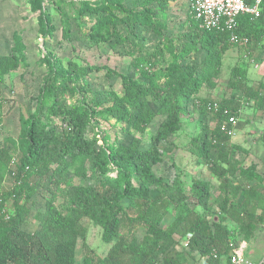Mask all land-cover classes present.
Segmentation results:
<instances>
[{"label": "trees", "instance_id": "1", "mask_svg": "<svg viewBox=\"0 0 264 264\" xmlns=\"http://www.w3.org/2000/svg\"><path fill=\"white\" fill-rule=\"evenodd\" d=\"M52 2L32 1L42 40L51 39L59 28L61 40L71 44L76 26L92 46L123 48L131 71H106V76L119 78L121 93L92 91L89 76L100 69L73 61L64 64L53 51L45 54L46 73L23 128L14 188L0 195V211L8 199L13 205L7 212L10 218H0V264H75L78 240L83 242V264H228L232 251L241 243L250 244L257 229L264 228V194L256 166L242 167L224 148L222 140L232 137L220 126L228 116L236 118L238 126V93L249 100L261 96L244 85L240 69L233 70L229 81L235 92L231 99L214 104L200 95L214 90L233 45L245 41L257 46L264 40V0L257 19L241 16L231 32L199 29L188 9L187 29L176 41L161 34L166 27L159 12L165 11L168 0ZM140 29L158 37L153 48ZM199 50L204 52L199 63L189 59ZM18 64L15 53L0 56V77ZM208 104L216 111H207ZM3 105L0 97V118ZM190 105L214 121L212 129L202 126L189 141V151L204 160L218 180L211 217L197 211L210 210L212 196L204 181H192L186 188L178 176L168 183L153 173L161 163L159 145L182 130ZM158 117L162 122L146 139ZM110 129H119L127 141H111ZM260 138L264 142V133ZM10 141L0 144V183L11 162L6 147ZM74 178L91 184H75ZM40 182L46 184L49 198L34 216L36 229L28 232L27 203ZM170 210L175 216L163 229ZM83 219L100 228L102 241L110 245L103 257L88 247ZM179 240H187L185 251L177 249Z\"/></svg>", "mask_w": 264, "mask_h": 264}, {"label": "rangeland", "instance_id": "2", "mask_svg": "<svg viewBox=\"0 0 264 264\" xmlns=\"http://www.w3.org/2000/svg\"><path fill=\"white\" fill-rule=\"evenodd\" d=\"M32 1L0 0V56H10L11 53H15L19 59L15 71L0 77V97L4 101L3 116L0 118V144L5 139L11 140L6 143L11 162L2 176L0 195L9 193L14 188V178L21 156L23 128L26 119L35 109L34 98L38 94L42 77L46 73L43 61L48 51L56 53L64 64L73 61L79 66L100 69L98 72L92 71L89 76L88 83L92 91L121 93L119 78L106 76V71L111 70L118 74H127L131 71V59L123 48L113 49L106 44L92 46L81 37L80 30L76 26L72 29L71 44H66L61 40L59 28L51 39L42 40L39 33L38 13L33 10ZM44 5L46 6L47 2H44ZM151 8L156 9L154 5ZM188 9V0H168L165 11L159 12L164 21L163 25L166 27L161 30V34L176 41L178 34L187 29ZM50 12L55 26L59 27V17L55 9L50 7ZM139 31L148 47L153 48L158 43V37L148 30L140 29ZM203 56L204 52L199 50L189 59L199 63ZM234 69L241 70L245 79L244 85L258 92L261 98L249 100L240 98L242 93L237 94L240 97L236 104L239 116L235 136L225 138L222 142L226 143L224 148L232 153L234 160L242 167L256 166L264 194V142L260 138L264 133V40L257 46L244 43L233 45L223 58L221 75L214 90L205 91L200 97L214 104L220 103L221 100L231 99L235 92L229 87V81L234 78ZM161 122L162 118L159 117L152 122L147 130L146 139L156 132ZM202 126L212 129L214 127L212 116L203 114L190 105L187 115L182 118V130L159 145L161 163L153 168V173L168 183L178 176L186 188L191 186L192 181H204L209 186L212 196L210 210L204 211L198 208L197 211L205 212L211 217L216 213V198L219 194L218 180L206 162L196 159L189 151L190 138L196 136ZM109 134L111 141H127L119 129H110ZM35 181L34 177L30 179L31 184ZM73 181L83 186L91 184L89 181L78 178H74ZM46 190V184L40 182L37 193L27 203L28 214L24 229L28 232L36 229L34 216L44 210V203L49 198ZM4 209L7 212L13 211L11 200H7ZM174 216V211L170 210L161 225L163 229L169 226ZM81 225L86 231L88 247L95 256L103 257L110 245L102 241L101 229L92 225L88 219H83ZM141 237L142 232H139V238ZM82 245L83 242L78 240L75 264H83ZM186 245L187 240H179L177 249L185 251ZM240 247L245 254L253 251L257 257H262L264 255V228L259 227L250 244L241 243Z\"/></svg>", "mask_w": 264, "mask_h": 264}, {"label": "built area", "instance_id": "3", "mask_svg": "<svg viewBox=\"0 0 264 264\" xmlns=\"http://www.w3.org/2000/svg\"><path fill=\"white\" fill-rule=\"evenodd\" d=\"M188 3L191 16L199 29L231 32L235 29L239 17L244 16L251 21L259 17L262 0H188ZM206 109L210 112L216 111V107L210 104ZM235 128H237V119L228 116L227 122L220 126V131L226 137H233ZM0 218L8 220L10 215L2 209ZM228 264H264V258L258 261L247 259L240 247L232 251Z\"/></svg>", "mask_w": 264, "mask_h": 264}, {"label": "crops", "instance_id": "4", "mask_svg": "<svg viewBox=\"0 0 264 264\" xmlns=\"http://www.w3.org/2000/svg\"><path fill=\"white\" fill-rule=\"evenodd\" d=\"M242 248V247H241ZM243 250V249H242ZM243 255L247 258V259H250L252 261H258L260 259H263L264 258V255L262 257H257V255L252 251H249V252H245L243 251Z\"/></svg>", "mask_w": 264, "mask_h": 264}]
</instances>
